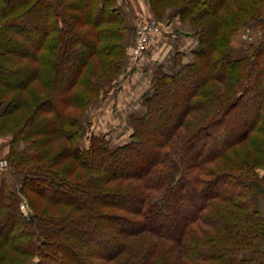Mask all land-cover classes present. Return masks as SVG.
Here are the masks:
<instances>
[{
  "label": "trees",
  "instance_id": "trees-1",
  "mask_svg": "<svg viewBox=\"0 0 264 264\" xmlns=\"http://www.w3.org/2000/svg\"><path fill=\"white\" fill-rule=\"evenodd\" d=\"M148 2L197 45L153 64L113 144L83 117L122 86L139 22L120 0H0V137L21 177L0 176V264H264V0ZM247 26L261 35L234 55Z\"/></svg>",
  "mask_w": 264,
  "mask_h": 264
},
{
  "label": "rangeland",
  "instance_id": "rangeland-1",
  "mask_svg": "<svg viewBox=\"0 0 264 264\" xmlns=\"http://www.w3.org/2000/svg\"><path fill=\"white\" fill-rule=\"evenodd\" d=\"M168 17H166L167 21ZM177 32V33H176ZM177 35H181L182 33L176 31ZM137 30L134 33L133 44L131 45L133 48L134 41L136 38ZM245 35H248L249 38H244ZM261 35V31L251 28L249 26L244 27L237 31V34L234 36L233 44H232V53L234 55H239L243 53V49L248 47L249 43L257 42ZM152 41V40H151ZM150 41V42H151ZM150 44V43H149ZM132 48L129 58V65L126 72V79L123 81L122 86L119 89H113L108 93V95L104 98L95 99L90 108L88 109L86 115L83 117V121L86 123V135L93 133H107V137L111 139L113 144L115 143H123L126 142L129 138V134L131 131L130 128V115L134 113L133 109H126L123 105L121 106L120 96L123 95V91L127 89V86L130 87L133 73L136 69L139 68V64L141 63L142 58L145 55L139 57L137 61H133L132 58ZM146 54V53H145ZM141 98V97H140ZM140 98L138 99V108L139 111L141 109ZM135 110V111H136ZM86 136V137H87ZM10 136H2L0 137V176H7L6 182L9 186H15L17 184V180L21 179L20 176L15 177L13 175V168L10 165V160L7 158V153L9 150V142ZM85 139V143H86ZM264 173L263 170H261ZM15 180V183L12 181ZM17 181V182H16ZM263 202V201H262ZM28 200L23 197L21 201L20 208L24 212L27 217L30 216L32 211L30 210V206L28 204ZM262 210L264 211V203L262 204Z\"/></svg>",
  "mask_w": 264,
  "mask_h": 264
},
{
  "label": "crops",
  "instance_id": "crops-1",
  "mask_svg": "<svg viewBox=\"0 0 264 264\" xmlns=\"http://www.w3.org/2000/svg\"><path fill=\"white\" fill-rule=\"evenodd\" d=\"M120 4L130 25L137 24L142 16L155 18L148 0H120ZM175 31L182 34L177 35ZM176 43H178L179 48L185 50H191L197 45L196 39L193 35H188V31L183 28L178 17H174L166 23L164 30L155 35L146 55L139 64V68L133 73L130 87L127 86L123 95L120 96L121 106L123 105L126 109L138 108V99L149 85L147 72L151 70L156 61H163L169 57L176 48Z\"/></svg>",
  "mask_w": 264,
  "mask_h": 264
},
{
  "label": "built area",
  "instance_id": "built-area-1",
  "mask_svg": "<svg viewBox=\"0 0 264 264\" xmlns=\"http://www.w3.org/2000/svg\"><path fill=\"white\" fill-rule=\"evenodd\" d=\"M161 31L159 22L151 17L142 16L137 26V34L132 48L133 61H137L144 54L148 44ZM244 38H249L245 35Z\"/></svg>",
  "mask_w": 264,
  "mask_h": 264
}]
</instances>
